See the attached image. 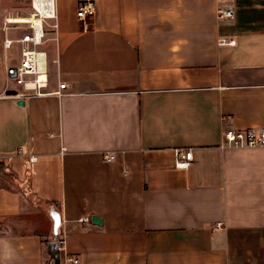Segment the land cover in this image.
Returning a JSON list of instances; mask_svg holds the SVG:
<instances>
[{"label":"crops","instance_id":"obj_1","mask_svg":"<svg viewBox=\"0 0 264 264\" xmlns=\"http://www.w3.org/2000/svg\"><path fill=\"white\" fill-rule=\"evenodd\" d=\"M84 1L54 0L47 85L15 98L30 5L0 0V264H264V146L219 147L264 127V0H93L86 29Z\"/></svg>","mask_w":264,"mask_h":264},{"label":"built area","instance_id":"obj_2","mask_svg":"<svg viewBox=\"0 0 264 264\" xmlns=\"http://www.w3.org/2000/svg\"><path fill=\"white\" fill-rule=\"evenodd\" d=\"M35 2L39 3V8L35 6ZM41 2V3H40ZM32 12L24 17H4L3 28L8 26L17 27L24 26V31L16 39L5 37L3 39L4 48L11 47L13 42L20 44V60L19 63L13 66H6L5 72L9 80L15 85L20 86L23 90L11 94L15 98H26L32 95H39L42 88L47 85V69L45 65V55L43 51L37 50L36 45L42 43L45 38L44 24L48 19H55L54 0H31ZM95 11L93 0H85L76 9V17L81 22L84 29L88 26V21ZM216 15L221 19L232 17L233 11L229 7H218ZM16 20V21H11ZM21 20V21H20ZM7 24L8 26H6ZM55 27V23L52 24ZM232 42V41H230ZM65 83H59V89L64 88ZM57 95H62L60 90L55 91ZM264 146V127L251 126L240 129H228L222 133L220 148H254ZM104 159L109 161L113 159V154L104 153ZM33 157H30L32 160ZM192 152L190 148L174 150V167L176 169H187L191 165ZM86 217H82L79 221H86ZM217 227H222V223L218 222ZM56 252L63 250L61 242L56 245ZM71 262L77 264V260L69 257L65 258L64 263ZM59 264V263H58Z\"/></svg>","mask_w":264,"mask_h":264},{"label":"trees","instance_id":"obj_3","mask_svg":"<svg viewBox=\"0 0 264 264\" xmlns=\"http://www.w3.org/2000/svg\"><path fill=\"white\" fill-rule=\"evenodd\" d=\"M1 172H2L5 176L11 178V179L14 181V179H13L14 177H13V175H12L11 173H9L8 171H6V170L0 168V173H1ZM14 184H15V182H14ZM15 187H17V186H15ZM49 259H50V260H53V261H57V252H56V249H55V250H52L51 253L49 252Z\"/></svg>","mask_w":264,"mask_h":264},{"label":"rangeland","instance_id":"obj_4","mask_svg":"<svg viewBox=\"0 0 264 264\" xmlns=\"http://www.w3.org/2000/svg\"><path fill=\"white\" fill-rule=\"evenodd\" d=\"M29 5H30L29 7H28V5H26L28 7V11L30 10L29 12H32L31 0H29ZM27 7H25V8H27ZM28 14L13 15V16H10V17H24V16H28ZM11 53H12V51L9 50V54H11Z\"/></svg>","mask_w":264,"mask_h":264},{"label":"water","instance_id":"obj_5","mask_svg":"<svg viewBox=\"0 0 264 264\" xmlns=\"http://www.w3.org/2000/svg\"><path fill=\"white\" fill-rule=\"evenodd\" d=\"M19 104H23V101H20ZM91 219H92V221H95V216H92ZM50 247L55 250L56 244H52Z\"/></svg>","mask_w":264,"mask_h":264},{"label":"bare ground","instance_id":"obj_6","mask_svg":"<svg viewBox=\"0 0 264 264\" xmlns=\"http://www.w3.org/2000/svg\"><path fill=\"white\" fill-rule=\"evenodd\" d=\"M41 3V2H40ZM35 6L39 8V3L35 2ZM11 21H16V20H11ZM21 21V20H20Z\"/></svg>","mask_w":264,"mask_h":264}]
</instances>
